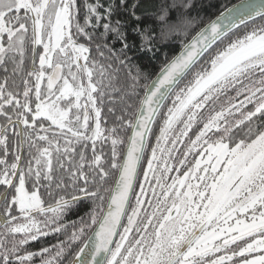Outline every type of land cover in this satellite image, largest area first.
I'll return each mask as SVG.
<instances>
[{
  "label": "snow or ice",
  "instance_id": "6c2138e0",
  "mask_svg": "<svg viewBox=\"0 0 264 264\" xmlns=\"http://www.w3.org/2000/svg\"><path fill=\"white\" fill-rule=\"evenodd\" d=\"M211 6L0 0V264H264V0Z\"/></svg>",
  "mask_w": 264,
  "mask_h": 264
},
{
  "label": "trees",
  "instance_id": "16d2710c",
  "mask_svg": "<svg viewBox=\"0 0 264 264\" xmlns=\"http://www.w3.org/2000/svg\"><path fill=\"white\" fill-rule=\"evenodd\" d=\"M236 1L238 0H211L212 6L210 8L205 7L204 12L208 16L213 18L220 11H222L225 6L228 7L229 5L235 3ZM102 2L106 3V0H102ZM132 2L133 0H129V3H132ZM204 2L207 3V0H204ZM116 3L118 4L119 0H116ZM171 3H172V0H140L141 7L137 9V14L139 15L141 13H144L146 17L144 22L149 23L147 19L148 14H152V13L158 14L159 8L161 6L170 5ZM114 18L127 19L128 17H127V14H123L121 16L114 17ZM170 18L172 20L176 19L175 11L170 10ZM151 23L153 24V27L156 29V33L159 36V39L157 41V46L159 47V51L156 52L154 57H149L147 55H141L140 57H138V60H137V62L140 64L141 70L144 73H146L149 76V78H152L159 71L160 66L166 62L165 53H168L169 57H171L172 55H175L176 52L180 49L179 39L176 36H172L167 33L160 34V24L155 20L154 17ZM129 39H134V38L131 35H129ZM117 47H119V45H117ZM92 56L94 57L96 56L95 51L92 52ZM30 66H31V60L29 58L28 60H26L25 65H24L25 71L20 76L16 77V84L20 86L21 91L23 88L22 79L24 78V76H26V71ZM9 69L11 70L10 65H9ZM3 75L4 73L0 71V77H2ZM124 85H125V77H124V73L121 72L120 85L118 86H124ZM113 95L116 96L115 93H113ZM109 107H114L115 109L114 113H109L107 111ZM122 108H123V105L119 103L118 100L115 104H112L106 99L103 112H102V125H101L102 128H112L117 123L116 118L122 114L121 112ZM105 120H106V123L104 122ZM97 147L99 148L100 144H98ZM103 147H104L105 154H109L110 149H111L110 142L105 144ZM24 155H25V158L27 159L26 149L24 150ZM87 155L89 157H91L92 155L90 142H89V150L87 152ZM53 163L55 166V159L53 160ZM114 179L115 177H113L112 180H110V183L114 182ZM0 190H3V186H0ZM43 198L46 201L49 200V197L46 194H43ZM86 211H88V206H84L83 208L80 209L79 212L70 215L69 217H67V219H76L77 215H83L84 212ZM60 238L63 239V237H60ZM41 241L42 243L39 241L30 242V245L28 246V250L35 251V250H38L41 246H47L49 244L56 243V239L54 236L43 237L41 238ZM73 251H75V249Z\"/></svg>",
  "mask_w": 264,
  "mask_h": 264
},
{
  "label": "water",
  "instance_id": "95a60500",
  "mask_svg": "<svg viewBox=\"0 0 264 264\" xmlns=\"http://www.w3.org/2000/svg\"><path fill=\"white\" fill-rule=\"evenodd\" d=\"M239 3H240V0H238V1H236L235 3L229 5L228 7H231L232 5H238ZM219 13H220V12H219ZM219 13H218V14H219ZM218 14H217V15H218ZM215 16H216V15H215ZM215 16H214L213 18H215ZM190 38H191V37H190ZM190 38H189V39H190ZM179 50H180V49H179ZM179 50L176 52V54H178ZM155 75H156V74H155ZM155 75H154V76H155ZM154 76H153V77H154Z\"/></svg>",
  "mask_w": 264,
  "mask_h": 264
},
{
  "label": "flooded vegetation",
  "instance_id": "af4514ba",
  "mask_svg": "<svg viewBox=\"0 0 264 264\" xmlns=\"http://www.w3.org/2000/svg\"><path fill=\"white\" fill-rule=\"evenodd\" d=\"M37 65H38V57H37ZM65 72L67 71L66 69L64 70ZM46 86V81H44L43 83H42V87H45ZM63 103V102H62ZM73 111H75V110H73ZM174 174V173H173Z\"/></svg>",
  "mask_w": 264,
  "mask_h": 264
}]
</instances>
